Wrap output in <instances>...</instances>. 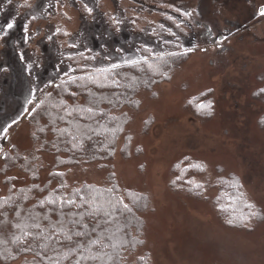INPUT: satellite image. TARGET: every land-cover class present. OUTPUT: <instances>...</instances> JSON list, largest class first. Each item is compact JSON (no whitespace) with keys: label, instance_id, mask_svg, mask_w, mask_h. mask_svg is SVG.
<instances>
[{"label":"rangeland","instance_id":"rangeland-1","mask_svg":"<svg viewBox=\"0 0 264 264\" xmlns=\"http://www.w3.org/2000/svg\"><path fill=\"white\" fill-rule=\"evenodd\" d=\"M177 8L191 11V17H182ZM262 8L264 0H0V68L6 69L0 71V129L17 121L7 139L0 136V196L8 192L6 178H12L15 187L36 182L18 166L4 168L11 145L21 153L34 149L28 118L35 101L27 103L30 89H43L36 92L41 99L51 88L44 86L57 83L68 70L69 53L96 55L85 63L94 70L117 62L119 49L132 55L146 44L173 51L174 44L159 42L161 36L175 40L159 32L163 24L180 37L181 50L192 51L169 81L139 94L140 107L131 112L128 125L130 146L123 148V136L111 161L58 170L66 172L70 186L102 185L114 173L124 189L148 195L144 250L151 264H264ZM113 15L124 19L119 31L110 19ZM168 16L183 20V31ZM11 22L14 27L7 29ZM56 27L72 35L61 32L49 40ZM72 42L79 47L69 48ZM195 99L212 102L210 116L191 111ZM186 158L205 168L191 175L192 183L205 184L203 194L191 195L172 185L176 166ZM41 164L43 184L55 170L56 156L42 153ZM233 176L259 210V218L243 228L225 224L214 203L218 180Z\"/></svg>","mask_w":264,"mask_h":264},{"label":"trees","instance_id":"trees-1","mask_svg":"<svg viewBox=\"0 0 264 264\" xmlns=\"http://www.w3.org/2000/svg\"><path fill=\"white\" fill-rule=\"evenodd\" d=\"M159 32L163 33L161 30ZM173 51L182 50L175 46ZM189 54L190 52H187L183 55L167 58V64L161 69L167 73L166 76L153 74L146 66H144L145 70L143 72L126 66L117 70L118 73H123L122 76L118 75L116 77L120 81V87H100V83H107L102 78H98L99 83L96 84L85 79L81 83L86 84L87 88L91 89V96L86 88L77 87L76 85H69V91L63 92L61 89L51 86L50 90L45 92L51 93V96L57 100L63 99L69 106H88L89 101L95 98L99 101V109L102 110L103 114L98 111L95 120H85L83 117L73 114L75 120H79V126L92 136V140L84 139L82 147L72 148L70 143L64 142L69 140L70 137L67 135L59 136L55 129L69 127L68 120L73 119V117L61 120L59 117L64 115L63 109H52L55 115L49 117L47 113L50 106L48 105H42L35 112L31 110L32 113L29 115L28 120L33 130L31 136L34 142V149L31 153H21L14 145H11V151L4 156V168L10 170L12 167L18 166L21 170L31 173L36 182L25 186L13 187L12 178H6L9 183V189L6 195L0 196V264H11L18 260H21L18 264H47V261H42V256L45 252L47 255H54L52 249V243L54 242L45 246L42 241L28 239L25 242L24 240L17 241L13 239V234L20 235V231L14 227L15 222L19 220L15 213L20 211L21 215H26L31 212L42 218L47 215L50 217V221L55 223L60 217L55 211L49 212V209L56 208V205L48 203L42 205L40 201L48 197L53 190H55L57 195L70 196L75 189L81 188L84 184H91L100 188L102 195H107V193H103V189L115 188L116 195L123 196L124 202L128 203L133 209L131 213L127 214L126 220L124 218L120 220L121 225L125 223L130 225L118 234L128 241L126 245L118 249L121 257L120 264H151L150 254L144 250L146 244L144 214L149 210L150 206L148 195L136 190L124 189L117 181L114 173H109L106 182L102 185L83 183L70 186L67 182L66 172L58 169L73 168L86 163L96 164L98 162L111 161L115 157L119 142L123 136H125L123 148H128L131 142V136L128 135V125L132 121L131 112L140 107L139 94L143 91H152L155 85L169 81L174 71L187 59ZM85 55L90 54L85 53ZM152 60L155 61V58L153 57ZM90 62L92 60H79L80 64ZM87 71L92 72L93 70L87 69ZM77 75H83V72H77ZM59 83L60 80L56 84ZM69 92H76L78 95L73 97ZM45 93L41 99L46 98ZM208 104H211L210 109L207 107ZM200 105H204V107H198ZM212 106L213 104L209 99L203 102L195 99L190 103L189 108L194 114L200 111L201 117L206 118V113H209L208 116L211 115ZM53 120L54 123L52 122ZM105 129H112L113 131H106ZM42 153H51L56 156L55 170L50 173L49 180L43 184L39 183L40 170L43 167V164H41ZM197 165L201 167H197ZM204 169L202 165L191 163L186 158L176 166V177H174L172 185L177 190L185 191L191 195L203 194L205 184L201 182L192 183L194 177L191 175H200ZM187 172H189L188 177ZM54 173H63V175H54ZM237 180L238 185L234 186V182ZM62 184L65 187L61 188L60 185ZM197 185H200V187H197ZM217 185L220 187L214 203L219 216L225 224L233 228H243L259 218L257 206L247 196L238 177L220 178ZM8 197H11V199L8 203H5L4 201ZM136 197H140L139 203H134ZM77 200L79 201V197H77ZM248 204L253 205V207L250 209L247 206ZM73 210H75L74 206H66L63 209L65 213ZM253 212L255 215H252ZM230 220L232 223H229ZM5 221L9 223H5ZM50 221L42 219V229L47 231ZM85 222L91 225L93 220L86 216ZM25 247H31L32 251H21ZM37 253L41 255L38 256ZM65 264H71V262L65 261Z\"/></svg>","mask_w":264,"mask_h":264},{"label":"snow or ice","instance_id":"snow-or-ice-1","mask_svg":"<svg viewBox=\"0 0 264 264\" xmlns=\"http://www.w3.org/2000/svg\"><path fill=\"white\" fill-rule=\"evenodd\" d=\"M58 2L59 0H57V3ZM53 6V4L48 5V7ZM85 8L89 13L92 12V8H89L87 5H85ZM175 11L182 17H191L192 15L191 11H182L179 8L175 9ZM260 14L264 15V9L261 10ZM33 19H35V17H33ZM110 19L112 24L116 27V30L119 31V26L124 23V19H121L118 15H113ZM167 19L173 21L176 29L183 31V20H177L174 16H168ZM130 22L132 24L136 23L135 19ZM13 27L14 22L6 25L7 29H12ZM159 28L161 31H166L170 36L175 37V40L170 41L161 36L160 43L164 45L174 44L177 48H182L180 37L171 27L165 29L164 25L161 24ZM25 31H27V29H25ZM141 31H143V29H141ZM61 32H63L65 36L72 35L66 30L56 27L55 32L47 38L51 40L53 35H57ZM153 33H156L155 29H153ZM25 39L27 40L28 37ZM68 47L77 49L79 46L72 42L68 44ZM88 51L91 52L90 49ZM117 51L121 54L117 62H109L106 66L95 67L92 72L87 71L90 67L89 65L80 64L79 60H96V55H85V53L79 51L69 53L65 59L72 61L76 66L73 67L72 63H70L68 65V70L64 71L63 76L60 77L59 84L50 81L49 84H46L44 87L47 88L51 85L52 87L61 89L63 92L69 91V85H76L77 87L86 88L91 96V89L87 88L86 84L81 83L85 81V79L96 84L99 83L98 78H102L107 83H100V87H120V81L116 77L118 75L122 76L123 73H118L117 70L126 66L142 72L145 70L144 66H146L153 74L166 76L167 73L163 72L161 69L167 64V58L186 54L192 51V49L183 48L182 51H167L161 49L157 51L145 44L137 48L132 55L123 54V49ZM153 57L155 61L152 60ZM21 58H23L22 53ZM106 59L111 61V57H106ZM31 67V65H28L29 73L31 72ZM5 70L6 69L0 68V71ZM77 72H83V75H77ZM37 91L43 92V89H30V98L27 100L28 104H33V101H35L34 107L32 108L33 112L42 105H48L50 106L47 113L49 117L55 115L52 109H63L64 115L59 117L61 120L73 117L74 113L83 117L85 120H95L98 111L103 114L102 110L99 109V101L95 98L89 101L88 106H69L63 99L57 100L52 97L51 93H45L46 98L40 99L36 96ZM262 91H264V89H262ZM69 94L73 97L78 95L76 92H69ZM198 107H204V105ZM207 107L210 109L211 104H208ZM52 122L54 123V120ZM16 123L17 121L13 120L11 123L7 124V126L0 129V136L7 139L8 129ZM79 123V120H75V117H73V119L68 120L69 127L55 129L59 136L67 135L70 137L69 140L64 142L70 143L72 148L82 147L84 139L92 140V136L89 135L88 131L82 129ZM105 130L113 131L112 129ZM0 152H2V149H0ZM197 167L201 166L197 165ZM54 175H63V173H54ZM236 185H238V180L234 182V186ZM13 187L15 186L13 185ZM60 187L63 188L65 185L62 184ZM197 187H200V185H197ZM103 193H107V195H102L101 189L91 184L82 185L81 188L75 189L70 196L57 195L55 190L51 191L48 197L40 201V204L43 205L48 203L56 205V208L49 209V212H57L60 219L52 223L50 217L47 215L42 218L35 213L30 212L26 215H21L20 211H16L15 216L19 217V220L15 222L14 227L20 231V235L13 234V239L17 241L24 240L25 242H27L28 239L42 241L45 243V246L54 242L52 243L54 255H47L45 252L42 256V261H47V264H65V261H70L71 264H120L121 257L118 249L126 245L128 241L124 240L123 237L118 234L123 232L125 227L130 226L127 223L121 225L120 220L121 218L126 220L127 214L131 213L133 209L128 203L124 202L123 196L116 195L115 188H105L103 189ZM77 197H79V201ZM10 199L11 197L6 198L4 202L8 203ZM25 199H27V197H25ZM139 200L140 197H136L134 203H139ZM66 206H74L75 210L65 213L63 209ZM247 206L250 209L253 207L251 204ZM252 215H255V213L253 212ZM86 216L93 220L91 225L85 222ZM42 219H48L50 221L47 231L42 229ZM5 223L9 222L5 221ZM229 223H232V221L230 220ZM21 251L30 252L32 249L31 247H25L21 249ZM37 255L40 256L41 254L37 253ZM5 259H7V257H5ZM141 259H143V257H141Z\"/></svg>","mask_w":264,"mask_h":264},{"label":"water","instance_id":"water-1","mask_svg":"<svg viewBox=\"0 0 264 264\" xmlns=\"http://www.w3.org/2000/svg\"><path fill=\"white\" fill-rule=\"evenodd\" d=\"M262 9H264V8H262ZM262 9H261V10H262ZM31 113H32V112H31ZM31 113H30V114H31Z\"/></svg>","mask_w":264,"mask_h":264}]
</instances>
